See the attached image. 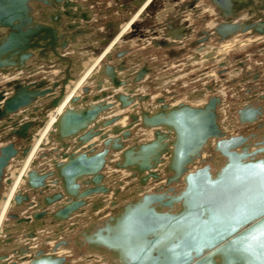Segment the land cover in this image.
<instances>
[{"label":"water","instance_id":"1","mask_svg":"<svg viewBox=\"0 0 264 264\" xmlns=\"http://www.w3.org/2000/svg\"><path fill=\"white\" fill-rule=\"evenodd\" d=\"M34 1L48 2L0 0L1 73L11 69L23 71L34 55L33 51L41 53L47 45H56L54 29L40 25L28 27L33 22L31 4ZM244 2L249 4L242 6ZM210 3L227 21L215 28L221 35L217 39L219 42L249 30L251 35L264 34V28L255 27L251 21H232L241 8L252 5L253 0L237 4L233 0H210ZM159 44L165 46L167 43ZM52 50L55 56L61 57L59 52ZM126 53L121 50L115 57L122 58ZM107 58L109 60L111 55ZM123 64L121 62L118 71L125 69ZM144 73V70L136 71L134 82H139ZM103 75L108 76L116 88L125 85V81L116 77L114 67L105 62L90 80L97 93L89 97L91 88L85 87L81 98H72L70 106L59 115L48 135L50 145L46 146L55 149L39 154V159L32 162L30 171L24 176V191L14 194L15 210H21L23 206L32 209L24 218L16 211L8 214L12 223L4 228L0 248L15 242L22 224L27 228L23 237L33 240L38 236L34 231L36 228L43 230L46 225L64 224L75 216L87 220L85 216H79L86 210L90 213L99 211L103 207L99 197L112 193L109 215L99 219L105 211L93 220L88 216L91 221L85 226L69 227V236L74 228L77 230L74 238H60L59 229H50L44 243L54 241L50 253L43 248L30 251L28 247H21L7 251L9 247H4L0 250V264H74L72 253L67 257L54 254L59 248L71 251L72 242L88 263L86 259L99 256L101 262L108 264H264V123L258 124V131L248 137L232 135L219 124L221 99L217 95L207 97L200 105L188 102L170 105L172 101L164 102L165 99L160 98L157 102L161 104L156 109H139L138 115L132 106L128 115L129 127L121 129L116 125L110 132L113 137H109L98 128L113 126L120 116L87 129L90 124H95L100 113L111 108L103 101L106 97L102 91ZM69 80H75V77L66 75L62 81L43 89L45 82L29 84L14 80L7 83L12 92L8 97L4 96L5 91L0 92V102H3L0 120L10 118L39 97L46 98L61 86L59 95L52 98L47 110L56 107L64 96L61 88ZM206 89L212 91L210 86ZM202 95L197 93L189 99L192 102ZM113 98L123 110L135 100L149 101L150 95L136 97L131 90L127 94L114 93ZM237 113L238 122L244 125L247 120H257L260 110L247 106ZM138 123L143 130L152 131L150 139L141 141L132 136ZM43 124L29 120L19 123L14 119L0 126L3 143L0 147V201L5 200L4 189L12 183L7 177L12 160L20 162L26 158L33 139L30 129L36 125L43 127ZM8 127L10 130L2 133ZM95 136H99L101 148H95L94 144L75 153ZM72 145L75 149L70 152L68 149ZM204 153L208 155L207 160L194 166ZM216 157L219 160L214 162ZM40 160L51 165L49 171L41 169ZM106 165L129 173L125 181L132 183L133 193L124 194L118 188L105 185L103 171ZM161 180L165 181L163 186L152 190L145 188L150 182ZM50 184L59 186L60 191L46 196L44 194L52 188ZM122 184L119 182L118 186ZM31 195L37 196L35 203L31 201ZM43 195L44 198L38 197ZM95 198L98 202L92 203ZM61 200V206L49 211L50 206ZM43 217L49 220L39 223ZM29 223L32 224L27 226ZM12 229L15 232H11Z\"/></svg>","mask_w":264,"mask_h":264},{"label":"rangeland","instance_id":"2","mask_svg":"<svg viewBox=\"0 0 264 264\" xmlns=\"http://www.w3.org/2000/svg\"><path fill=\"white\" fill-rule=\"evenodd\" d=\"M43 1H48V2L34 1L31 4V11H32L31 15L33 17V22H31L30 25L27 26L30 28H35L36 25H40L42 27H46V28L49 27L54 29L55 34L57 36V39L55 40L56 45L54 46L47 45L45 47L46 49H44L41 53H37L33 51L34 54L32 56L33 59L28 61H31L33 63L36 62L37 64H39L38 59L45 56L46 54H47L46 56L48 57L46 56L45 57L48 58L49 60L51 59V57L57 60L49 62L47 66L40 65V67L35 68L33 67V65L29 64V66L26 65V68H28L27 71L31 73L33 72L32 70L35 71L37 69V72L39 74H45L51 76L52 79L55 78V80L50 81V83H48L45 80L37 79V77L39 76H33V74L25 77L22 74L25 70L17 71L11 69L7 73L0 72V92L5 91L4 96L5 93L7 91H10L11 89L10 87H7V83L13 82L14 80H19L21 81V83H29V84L45 82L46 85L41 88L43 89L46 87H50L51 84L56 81L58 82L62 81L66 77V75L74 76L76 79H78V77H80V75L84 72L85 68L89 65V63H91L96 56L101 54L103 49L117 35L121 26L124 23H126L134 13H136V11L140 8L141 5V2H139L138 0H43ZM233 1L235 2L234 4L242 3V1H236V0ZM244 4H249V3L244 2L241 5L244 6ZM219 13L220 11L218 10V8L217 7L215 8L210 3V0H153L150 3V5L145 9V11L142 13V17L134 24L131 31L128 32L127 35L125 36L124 40H122L121 42L122 44L119 43V46L111 54V58H113V60L111 58H109L108 60L107 58L104 61L106 62V64L114 67V71L116 72V77L119 80L125 81V85L119 87L122 88L120 93L127 94L128 92L133 90V95L134 96L136 95V97L137 95L139 96L141 94L150 95L149 101L140 103L138 100H135L133 102V103L137 102V104H140L138 107L137 105H134V107L136 108L134 112H136L137 115L140 114L139 109H143L142 108L143 103H148L149 106L147 108L150 107L156 109L159 106V104H161L157 102V100L163 98L165 99L164 102L172 101L170 105L176 102L177 103L188 102L192 105L193 104L196 105L194 101L192 102L190 101L189 97L192 95L196 96L197 93L198 94L203 93L202 97L196 98L197 102L202 101L205 103L207 97L211 95H215V96L217 95L218 97H220L221 102L219 104L218 111L219 114L221 115V118L219 119V124L221 125V128L223 130L228 131V133L232 135H239V134L243 135L247 131L248 132L251 131L250 132L251 134V133H256V131H258L257 130L258 124L264 123V114L262 112L263 111L262 97H260L259 99L260 101L255 105L254 108L260 110V115L257 114V120L255 119L252 122H249L247 120L248 123H245L244 125H240V123L237 122V126H235L236 123H232V116H234V112L236 111L235 108L238 107L237 109H243L244 107L251 106V104L247 103L250 102V100H247L246 98L252 99L251 93L254 90V88L251 85L247 86L248 83L247 80L243 79L244 81L242 80L241 82H238L237 85L233 82V80L235 79L236 75H240V73H243V70L244 72H246L247 71L246 67L249 70L255 69V66L258 63L256 62L257 59L252 56L253 55L252 47L253 45H257L258 43H262L264 41L263 39L264 34L251 35V30L247 31L245 34L238 33L234 35L231 39L235 38L236 40L246 41L248 38V40L250 39L249 44L251 46L247 43L248 45H245L242 48L229 52L225 57H222L223 59L221 57H217L215 56V54H211V53H216V51H218V49L223 44H225V42L231 40L229 39L221 42L217 40L218 38H220L221 35L215 32V28L219 25H223L224 23H227V21L224 20V17L218 15ZM237 14L238 15L236 19L233 20L231 19L233 22L238 21V23H246L247 21L248 22L251 21V23H253L255 27L259 26V28L262 27L264 28L263 26L264 0H253L252 5L245 6L244 8L242 7ZM41 35H46V34L42 33ZM175 35H178V37L177 36L175 37ZM159 42H165L167 43L166 44L167 46L166 45L162 46L159 44ZM62 44H65V47L62 48L61 47ZM52 49H54L56 52H59L61 57L55 56L54 51ZM206 49H208V54H210L209 57L205 56V54L203 53L204 51L205 52L207 51ZM121 50H126L127 53L122 58H116L115 54L120 52ZM162 50L166 51V54H169L170 56L176 54L174 57H172L174 60L171 59L172 60L171 63L167 65H163L165 67H161V63H160V58L162 56L160 53H163ZM143 52H144L143 54L144 56L141 55V53ZM177 54H179L180 56H178ZM166 57L168 58V56ZM118 60L119 62H117ZM245 60L249 61L252 65L250 66V63L248 64L247 62V65L245 66ZM104 62L102 63V65L104 64ZM121 62L124 63L123 65L125 66V69L123 71H118V67L121 65ZM259 65L257 66L260 67ZM139 70L140 71L144 70L145 75L139 82L135 83L133 79H135L136 71ZM152 70L157 71L158 74L163 73V75L161 76L156 75L155 72L154 73L152 72ZM10 74L11 76L16 74V76L11 77ZM31 76H33V78ZM102 78H103V82H108L110 84V87L108 89H112V90L118 89L112 85V83L108 79V76L103 75ZM90 80L87 84L88 86L86 85L85 87H90L92 93L94 90L92 88L93 86H91L92 82ZM255 83L257 84L258 88L262 87L264 90L263 82L258 81ZM69 85L66 86L65 90L67 89V87H69ZM207 86H210L213 91H209L208 89H206ZM60 87L61 86L57 87L54 90L53 94L46 96V98L39 97L34 103L27 106L26 108H23L22 109L23 112H27V111L28 112L32 111L34 113L36 112V115L30 114L33 119H35L36 116V119L34 121L28 119V117L26 116L27 120L32 121L34 124H36L38 121H41L42 116L45 113H49L50 115L51 109L47 110V105L50 103L49 98L58 95L60 93L59 92ZM143 88H150L152 91L143 92L141 91L143 90ZM174 93L177 95V97L174 96L175 95ZM247 93H250L249 97H247L246 95ZM90 94H88L89 97H91ZM82 96H83V90L80 94L77 95V97L81 98ZM155 100L157 103L155 102ZM239 102H241L240 105H238ZM2 103L3 102H0V106L2 105ZM93 104H96V102ZM131 105L133 106V104ZM118 111H119L118 109L115 110L116 113ZM131 111L132 110L129 109V111H126V113L120 116L121 118L117 120L118 121L117 126L121 127V129H127L129 127L128 125L130 124V119L128 115ZM18 112L15 115H11L10 118L1 119L0 126H2L7 120H12L13 117H15V119L17 120L18 117L22 115V114L18 115ZM21 118L20 120H18L19 123H21L23 120ZM124 118L126 119V123L124 126H122L120 122ZM228 122L229 124H231V126L226 127ZM36 128L37 125L33 126L30 129V131L36 130ZM9 130L10 127L6 128L2 133L6 134ZM240 130H242V132ZM145 131H149V130H145V129L143 130L141 128V124L138 123L132 132L133 133L132 136L134 138L137 137L139 140L143 141L145 138V133H144ZM110 132L107 133L108 136L113 137ZM138 133L141 134L140 135L141 138L138 136ZM47 145H50L49 140H47ZM51 147H47L45 144L44 148H42L41 152L39 151V153L45 152L47 150L53 151V149L55 148L54 147L51 148ZM39 153L37 154L36 157L37 160L39 159L38 158ZM202 155H204V159L207 160L208 155L206 153ZM215 160L216 159H214L213 161ZM42 161L43 160L39 161L38 163L39 166H42V164L44 163V166L48 165L49 167H51V165L47 161H43V162ZM11 164L9 166V171H8L9 176H11L10 173H13L12 169L19 168L22 162L17 163L16 160H12ZM121 171L123 170H120V172L119 170H117L116 176H113V178L110 179V182H108V184L109 185L114 184V186L115 185L117 186L118 183L121 182L123 183L122 186L125 187V189L122 192L121 189L118 188L120 192L125 194V190H126L128 194H130L131 192L133 193L134 189H132L130 186L132 183L130 184L128 181H125L126 178L129 176L125 175L123 177H120ZM108 172L104 174L106 178L108 177ZM117 177L118 179H116ZM164 183H165L164 180H161L157 183L150 182L145 188H148V190H152L157 187L163 186ZM105 185L108 186L107 183H105ZM50 187H52V190H56V188H54V186L51 184ZM111 188L117 189V187H113V186ZM112 195L113 194L109 193L104 197H99V200H101L103 207L101 208V210L99 209L100 211H97L99 212L98 214L97 212H95L96 213L95 214V213H90L86 210L83 213V215L79 216V217L85 216L87 220L79 219L77 216H75L77 218L72 217L64 224L55 223L50 228L51 229L54 228L56 230L61 229L63 233L60 235V238H65V236L71 238L72 235H73L72 238H74L75 234L77 233V230H75L74 228V230L71 232L72 234L70 233L69 236L67 229H69V227L75 224L81 227L85 226L86 222L93 220L94 217H98V215L104 214V212L106 211L104 215L99 217V219H105L109 215V211L111 209L109 207V203L112 201ZM38 197L40 198L42 196H38ZM95 202H98L97 198H95V200H93L92 203ZM120 202L123 203V201ZM59 206L61 205H54L53 209H57ZM28 209L29 211L31 210V208ZM12 211L16 213L15 211L17 210H11L10 213H13ZM18 211L20 212L21 210ZM88 216L91 217L90 218L91 220L88 219ZM24 217H20V218H24ZM45 219L47 220L48 218L45 217ZM10 220L11 219L8 218V222L5 228L11 226ZM45 222L46 221L42 223ZM71 222H73V224H71ZM31 224L32 223H29L27 226ZM19 229L21 230L22 233H20L18 236H20L19 238H21L22 241H26V243H23L22 245L17 247L14 246L12 248L20 249L21 247H28L30 251H35L34 249L36 248L31 247L32 240L23 237V232L27 230L26 225L22 224V227H19ZM38 229L41 230V228ZM38 229L37 228L34 229L37 235H38ZM74 231L76 233H73ZM11 232H13V229L11 230ZM50 233L51 231L49 230V233H46V236L39 234L40 237L43 236V244L39 248H43L48 253H50L49 250L54 245V244L52 246L50 245V243L53 241H49L48 242L49 244L48 243L44 244L47 236ZM34 243H38V242L36 241ZM12 244H9L10 246L9 245L2 246L0 250L3 249L4 247H11ZM71 245H72V250L69 251L66 249V252L67 251L69 252L66 253L65 255L70 256V253L73 254L74 257L73 258L71 257L72 263L101 264L102 260L100 261L101 257L99 256L92 257L91 259H86L87 261H89V263L84 261L85 259L79 255V250L77 247L73 245V242ZM25 257L28 258L29 254H25ZM85 257L87 258L88 255L85 254ZM13 259L15 258L13 257ZM106 264L108 263L106 262Z\"/></svg>","mask_w":264,"mask_h":264},{"label":"bare ground","instance_id":"3","mask_svg":"<svg viewBox=\"0 0 264 264\" xmlns=\"http://www.w3.org/2000/svg\"><path fill=\"white\" fill-rule=\"evenodd\" d=\"M139 2H141V5H140V8L136 11V13H134L130 19L124 23L119 32L117 33V35L110 41V43L103 49V51L101 52V54H99L98 56H96L94 58V60L89 63V65L85 68L84 72L80 75V77H78V79L75 78V81L74 80H69L67 81L66 85L64 87H62L61 89H63V98L62 100L59 102V104L54 107V108H50L51 109V113L49 115V113H45L43 116H42V119L41 121H38L36 124H43V127H40V125H37V128L36 130H32V133L31 135L33 136V139L31 140V145H30V148H29V153L27 154L26 158L24 160H21L20 162H22L21 166L19 168H14L12 169L13 173H10L11 176H9L8 174V171H7V177L9 179L12 180V183L9 187H5L4 189V195L3 197H5V200L4 201H0V240L2 238H4V228L2 225H3V220L1 219H4V217H7V220H8V214L10 213L11 210H15V205L13 203V197H14V194L17 192V191H24V188H23V185L25 183L24 181V176L27 174L28 171H30L31 169V165H32V162L34 161V159L36 160V157H37V154L39 153V151L41 152L42 150V145L44 146L45 144H47V140H48V135L51 131H53V128H54V125L59 117V115L68 107L70 106L71 104V100L72 98L74 97H77L78 94H80L83 90V88L88 84L89 80L91 79V77L94 75L100 70V67L102 65V63L105 61V59H107V57L109 55H111L113 53V51L119 46V43L122 42V40H124L125 36L127 35L128 32L131 31L132 27L134 26V24L142 17V13L145 11V9L150 5V3L153 1V0H138ZM236 1H244V0H236ZM202 3V2H201ZM199 4V3H198ZM205 6V5H204ZM208 9V8H207ZM213 11V9H212ZM212 13V12H211ZM70 15V14H69ZM59 16V15H58ZM58 21V20H57ZM182 21V20H181ZM78 27V26H77ZM199 28V27H198ZM174 29V28H173ZM88 34V33H87ZM81 35V34H80ZM160 35H163V34H160ZM169 35V34H168ZM171 36V35H170ZM178 37V35H175V37ZM160 37V36H159ZM169 37V36H168ZM172 37V36H171ZM74 38V37H73ZM72 38V39H73ZM151 38V37H150ZM157 38V37H156ZM258 39V38H257ZM256 39V40H257ZM261 39V38H260ZM151 40V39H150ZM245 40V39H244ZM255 40V39H254ZM253 40V41H254ZM72 41V40H71ZM187 41V40H186ZM250 43V39L246 41H242V40H236L235 38L234 39H231L227 42H225V44H223L219 49L218 51H216V53H211V54H215V56L217 57H225L229 52L233 51V50H236V49H239V48H242L244 47L245 45H248ZM122 44V43H121ZM187 44V43H186ZM256 44V43H255ZM259 44V43H258ZM171 45V44H170ZM250 45V44H249ZM251 46V45H250ZM179 48V47H178ZM207 51L203 52L205 54V56L209 57L210 54H208V49H206ZM117 51V50H116ZM203 51V50H202ZM210 51V49H209ZM244 51V50H243ZM207 53V54H206ZM85 56V55H84ZM89 57V56H88ZM83 58V57H82ZM33 59V57L31 58ZM29 59V60H31ZM86 59V58H85ZM223 59V58H222ZM221 59V60H222ZM49 60V59H48ZM87 60V59H86ZM89 61V60H88ZM28 62V61H27ZM26 62V63H27ZM228 62V60H227ZM32 63V62H31ZM105 63V62H104ZM110 63V62H109ZM229 65V64H228ZM85 67V66H83ZM227 67V66H226ZM31 69V68H30ZM193 71V70H192ZM57 72V71H56ZM118 72V71H117ZM235 72V71H234ZM122 73V72H121ZM55 74V73H54ZM189 74V73H188ZM118 75V74H117ZM121 76V75H120ZM119 76V77H120ZM208 79V78H206ZM212 80V79H211ZM74 81V82H73ZM73 82V83H72ZM212 82V81H211ZM70 84V85H69ZM94 84V83H93ZM69 85V87H67V89L65 90L66 86ZM106 85V84H105ZM110 85V84H109ZM162 85V84H161ZM88 86V85H87ZM107 86V85H106ZM75 89V90H72ZM138 89V88H137ZM66 91V92H65ZM71 91V92H70ZM138 91V90H137ZM213 91V90H212ZM73 93V95H70V96H73L71 99H70V96H68V93ZM139 92V91H138ZM59 95V94H58ZM56 95V96H58ZM55 96V97H56ZM53 98V97H52ZM52 98H49L50 101L52 100ZM185 98V97H184ZM70 99V101H68ZM201 100V99H200ZM63 102L65 103V106L64 107H59L58 109V112H57V108L58 106L60 105V103ZM177 103V102H176ZM176 103L172 104V105H176ZM194 103L196 105H200V104H203L204 102L202 101H199L197 102L196 100L194 101ZM194 105V104H193ZM62 106V105H61ZM114 109V108H113ZM118 113V112H117ZM15 117H13L12 120H14ZM19 118V117H18ZM229 118V117H228ZM45 119V121H44ZM16 120V119H15ZM122 120V119H121ZM51 121V123H50ZM122 123V124H121ZM126 123V119L124 118L120 124L122 126H124ZM127 125V124H126ZM231 126V124H227L226 127H229ZM233 127V126H232ZM41 129V130H40ZM141 132V131H140ZM35 133V134H34ZM145 138L144 140H148L151 138L152 136V131H145ZM144 136V135H143ZM141 138V137H140ZM93 140V139H92ZM91 140V141H92ZM98 141L95 142V139H94V142L95 144L98 146L99 144H101L99 141V139H97ZM93 142V141H92ZM91 142V143H92ZM89 143V142H88ZM2 145H0L1 147ZM101 146V145H100ZM54 147V146H53ZM52 148V147H51ZM99 148V147H98ZM45 151V150H44ZM49 151V150H47ZM40 154V153H39ZM205 154V153H204ZM116 159H117V155L115 156ZM205 161L204 159V155L201 156V158L196 161L195 165L198 164L200 161ZM217 157H216V162H217ZM62 161H65V159H62ZM214 161V162H215ZM17 163H19L18 160H16ZM198 162V163H197ZM48 166V165H47ZM114 171V172H112ZM11 172V171H10ZM120 172V170H119ZM18 174L17 177H13V174ZM116 173H117V170H110L108 172V177L105 179L106 183L110 182V179L113 178V176H116ZM14 174V176H15ZM119 174V173H118ZM125 175H129L128 172L126 171H121L120 173V177H123ZM118 179V177L116 178ZM19 180V181H18ZM54 188L56 189H59L60 191V187L57 186V185H53ZM12 190L13 194L11 196V199L9 200V202H7V195H9L10 191ZM112 194V193H111ZM110 196V195H109ZM111 197V196H110ZM109 197V198H110ZM123 201V200H122ZM107 203V202H106ZM54 206V205H53ZM107 208V206H106ZM7 210V211H6ZM13 212V211H12ZM17 212V211H16ZM19 212V211H18ZM14 213V212H13ZM86 214V213H85ZM83 215V214H82ZM106 216V215H105ZM23 217V216H22ZM82 221V220H81ZM83 222V221H82ZM7 224V222L5 223ZM76 230V229H75ZM58 233H63L62 230L60 229ZM74 233V232H73ZM24 234V233H23ZM40 233L38 232V235ZM72 234V233H71ZM46 236V235H45ZM60 236V235H59ZM73 236V235H72ZM35 239H33L31 241V244L32 246L31 247H35V248H39L42 246L43 242L42 243H34ZM1 242V241H0ZM20 242V241H19ZM13 243L11 245V247L13 246H20L22 245L23 243H26V241H23L20 243ZM54 242V241H53ZM51 242L50 245L52 246L54 243ZM20 244V245H19ZM49 244V243H48ZM47 244V245H48ZM10 246V245H9ZM4 249V248H3ZM2 250V249H1ZM35 250V249H34ZM69 251L66 252V249H63V248H59L57 249V251H55V255L57 256H64V257H67L65 254L68 253ZM80 259V258H79ZM97 261V260H96ZM105 262V261H104ZM91 263V262H90ZM93 263V262H92ZM100 263V262H98ZM101 264H106L101 262Z\"/></svg>","mask_w":264,"mask_h":264},{"label":"crops","instance_id":"4","mask_svg":"<svg viewBox=\"0 0 264 264\" xmlns=\"http://www.w3.org/2000/svg\"><path fill=\"white\" fill-rule=\"evenodd\" d=\"M263 39H264V37H263ZM264 41L262 42V43H259V44H257V45H253V47H252V53H253V57L254 58H256L257 59V65H259L260 67H258L257 65L255 66V69H251V70H249V69H247V67H246V72H244V70H243V73H240V75H236V77H235V79L233 80V82L237 85L238 84V82H241L243 79L244 80H247L248 81V83H247V86H252L253 88H254V90H253V92L251 93L252 95H251V97H252V99H248V98H246L247 100H250V102H247L248 104H251V107H253V108H255V105L260 101L259 99H260V97H262V99H263V102H262V108H263V114H264V90H263V88L261 87V88H258L257 87V84L255 83V82H258V81H260V82H263L264 83ZM163 51V50H162ZM161 52V51H160ZM144 54V52L143 53H141V55L142 56H144L143 55ZM162 56H161V58H160V63H161V67H165V66H163V65H167V64H169V63H171V59H173L172 57H174L176 54H173L172 56H170L169 54H166V51H163V53H160ZM166 54V55H165ZM47 55V54H46ZM45 55V56H46ZM140 55V56H141ZM178 56H180L179 54H177ZM43 56V57H41V58H39L38 60H39V64H37L36 62H32V64L30 63L31 61H28L27 63H26V65H28L29 66V64L30 65H33V67H35V68H38V67H40V65H45V66H47L48 64H49V62H52V61H56L57 59H55V58H53V57H51V59L50 60H47L48 58H46V57H48V56ZM141 56V57H142ZM166 56H168V58L166 57ZM178 56H176V57H178ZM171 57V58H170ZM112 60H113V58H111ZM174 60V59H173ZM117 62H119V60L117 61ZM163 62H165V63H163ZM247 62H248V64L250 63L249 61H247V60H245V66L247 65ZM232 64V63H231ZM252 64L250 63V66H251ZM41 68H43V67H41ZM259 68H260V70H259ZM27 69L28 68H25L24 70V72L22 73L25 77L26 76H29V75H31V74H33V76H39V77H37V79H39V80H45V81H47L48 83H50V81H53V80H55V78L54 79H52V77L51 76H48V75H45V74H39L38 72H37V69L34 71V70H32L33 72L31 73V72H29V71H27ZM74 69H75V67H74ZM163 69V68H162ZM240 70V69H239ZM36 72V73H35ZM152 72L154 73L155 72V74L156 75H159V76H161V75H163V73L162 74H158V72L157 71H155V70H152ZM162 72V71H161ZM238 72V71H237ZM240 72V71H239ZM35 73V74H34ZM124 74V73H123ZM10 76H11V74H10ZM13 76H16V74H14ZM13 76H11V77H13ZM33 76H31L32 78H33ZM165 78H166V76H165ZM60 79V78H59ZM243 80V81H244ZM163 82V81H162ZM107 86H106V85ZM93 85V83L91 84V86ZM235 85V86H236ZM110 87V85H109V83L108 82H103V87H102V91L103 92H105V94H106V97L104 98V100L103 101H105V102H107L109 105H111V108H109L107 111H104V112H102V113H100L99 114V116H97V119L95 120V124H90L89 126H88V128L87 129H92L93 128V126H95L96 124L98 125H100L102 122H104V121H106L107 119H110L111 117H114V116H122L124 113H126V111H129V109L131 110V107H132V105L131 106H129V107H127V108H125L124 110H121L120 109V107H119V103H117L115 100H114V98H113V94L114 93H120L121 92V90H122V88H118L117 90H115V89H108ZM215 88V87H214ZM249 88V87H248ZM9 90V89H8ZM72 90H75V89H73L72 88ZM141 91H143V92H146V91H152L150 88H143V90H141ZM237 91H239V90H237ZM71 92V91H70ZM68 93V96H70V95H73V93L71 94V93ZM95 93H97V92H92L90 95L91 96H93V95H95ZM9 94H11V89H10V91H7L6 93H5V96H8ZM247 95V97H249L250 96V93H247L246 94ZM73 96H70V99L72 98ZM70 99L68 100V101H70ZM241 104V102H239V104L238 105H240ZM62 105V106H61ZM134 105H137V107L140 105V104H137V102H135V103H133V106ZM65 106V103H63V102H61L60 103V105L58 106V108H57V112H58V109H59V107H64ZM142 108L144 109V108H147L149 105H148V103H143L142 104ZM114 108V109H113ZM238 108V107H237ZM237 108H235L236 109V111L234 112V116H232V123H236V125L235 126H237V122H238V115H237V110H239V109H237ZM119 110L118 111V113H116L115 112V110ZM22 114V115H21ZM36 115V112L34 113V112H32V111H30V112H23L22 110H20L19 112H18V115H21V116H19V118L17 119V120H20V118L21 119H23V120H27V117H28V119H30V120H35L36 119V116H35V119H33L32 117H31V115ZM236 114V115H235ZM27 116V117H26ZM30 117V118H29ZM15 119V118H14ZM50 123H51V121H50ZM117 123H118V121L117 122H115L114 124H113V126L111 125V126H106V127H99L98 129H99V131L100 132H102L103 134H107L108 132H110L111 131V129H112V127H114V126H116L117 125ZM239 123V122H238ZM122 124V123H121ZM41 130V129H40ZM241 132H242V130H240ZM250 132L251 131H247L246 133H244L243 135L244 136H246V137H248L249 135H250ZM140 133H138V136L140 137ZM0 136H1V134H0ZM93 139V140H92ZM91 140L93 141H88L87 143H85L84 145H82L80 148H78L77 150H75V153H78V152H80L82 149H85L86 147H89V146H91V145H94L95 144V142L96 141H98L97 139H99V136H95V137H93ZM94 139H95V142H94ZM92 142V143H91ZM101 143V142H100ZM0 145H3V143H1L0 142ZM100 145L101 144H99L98 146L96 145L95 146V148H101L100 147ZM75 149V147L72 145V146H70V148L68 149V151H70V152H72L73 150ZM112 154V153H111ZM116 156V155H115ZM59 160H61V159H59ZM62 161V160H61ZM112 161V160H111ZM43 162V161H42ZM15 163V162H14ZM11 165H13V164H11ZM43 165V167H41V169H43V171H49V169L51 168V167H47V166H44V164H42ZM106 168H105V170H104V174H106L108 171H110L111 170V167L109 166V165H106L105 166ZM15 174V173H14ZM14 174H13V177H17L18 176V174L16 173L15 174V176H14ZM19 181V180H18ZM105 183H106V181H104ZM127 183V182H126ZM107 185L108 186H113V187H117V188H119V189H121V191L123 192L124 191V189H125V187H123L122 185L121 186H114V184H111V185H109L108 183H107ZM136 186V185H135ZM133 189V188H132ZM131 190V189H130ZM59 191V189L57 190H52V188H51V190L49 191V192H47V193H45L44 195H46V196H51V195H53V194H55L56 192H58ZM14 192V191H13ZM13 192H12V190L10 191V193H9V195H7V202H9V200L11 199V196H12V194H13ZM125 193H127L126 192V190H125ZM44 195L42 196L43 198H44ZM35 197H37V196H33V195H31V201H34V203H35V201H36V198ZM104 197V196H103ZM106 201V200H105ZM104 202V201H103ZM63 204V200H61V201H59V202H56L55 204H53V205H62ZM27 205V204H26ZM53 205L52 206H50L48 209H49V211H51V209H53ZM89 206L90 205H88L87 206V209L89 208ZM32 209V208H31ZM101 210V209H100ZM99 210V211H100ZM7 211V210H6ZM22 211V212H21ZM21 211L20 212H18V215H19V217H24V216H26L27 215V213H29L30 211H29V209H27L26 208V206L24 207H22L21 208ZM99 212H97V214H98ZM96 214V213H95ZM1 220H3V227H5L6 226V222H8V220H7V217H4V219H1ZM49 220V218L46 220L45 219V217H43V218H41L40 220H39V223L41 222H44V221H48ZM12 220H10V224L12 223L11 222ZM20 227H22V225L20 226ZM51 228H50V226H45V228L43 229V230H40V229H38V232L40 233V235H43V236H45L46 235V233H49V230H50ZM27 231V230H26ZM13 232H14V230H13ZM20 233H22L21 231H19L18 233H16L17 235H15L16 237H17V240L15 239V242H17V241H20L19 243L21 244V242H23L22 241V239L21 238H19L20 236H18ZM74 233H75V231H74ZM40 235H38V237L37 238H35V240H34V242H38V243H42L43 242V236H41L40 237ZM40 238V239H39ZM40 241V242H39ZM18 243V242H17ZM19 244V245H20ZM13 247V246H12ZM12 247H9V248H7L6 250L7 251H10L11 249H12ZM17 247V246H16ZM3 250V249H2Z\"/></svg>","mask_w":264,"mask_h":264}]
</instances>
